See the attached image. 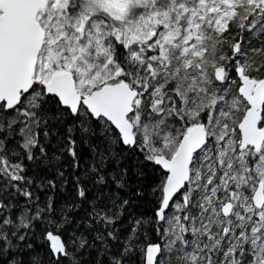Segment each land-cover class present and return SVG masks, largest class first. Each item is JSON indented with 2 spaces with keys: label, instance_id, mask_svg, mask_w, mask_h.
<instances>
[{
  "label": "snow or ice",
  "instance_id": "6c2138e0",
  "mask_svg": "<svg viewBox=\"0 0 264 264\" xmlns=\"http://www.w3.org/2000/svg\"><path fill=\"white\" fill-rule=\"evenodd\" d=\"M0 264H264V0H0Z\"/></svg>",
  "mask_w": 264,
  "mask_h": 264
}]
</instances>
